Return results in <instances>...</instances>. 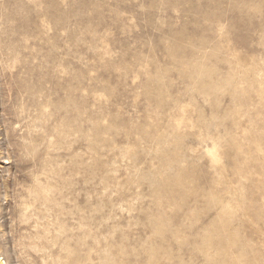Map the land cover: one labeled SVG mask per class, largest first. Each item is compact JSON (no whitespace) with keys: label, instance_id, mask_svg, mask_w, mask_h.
Here are the masks:
<instances>
[{"label":"rangeland","instance_id":"rangeland-1","mask_svg":"<svg viewBox=\"0 0 264 264\" xmlns=\"http://www.w3.org/2000/svg\"><path fill=\"white\" fill-rule=\"evenodd\" d=\"M0 264H264V0H0Z\"/></svg>","mask_w":264,"mask_h":264}]
</instances>
